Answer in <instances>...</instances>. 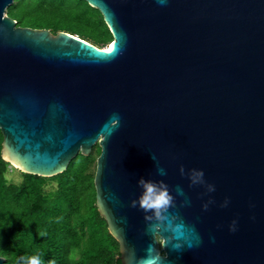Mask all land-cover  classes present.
Listing matches in <instances>:
<instances>
[{
	"label": "water",
	"instance_id": "obj_1",
	"mask_svg": "<svg viewBox=\"0 0 264 264\" xmlns=\"http://www.w3.org/2000/svg\"><path fill=\"white\" fill-rule=\"evenodd\" d=\"M86 1L112 32L105 51L19 26L0 0L4 159L48 177L100 145L96 203L123 264L149 248L162 264H264V0ZM141 177L167 184L191 247L149 229Z\"/></svg>",
	"mask_w": 264,
	"mask_h": 264
},
{
	"label": "trees",
	"instance_id": "obj_2",
	"mask_svg": "<svg viewBox=\"0 0 264 264\" xmlns=\"http://www.w3.org/2000/svg\"><path fill=\"white\" fill-rule=\"evenodd\" d=\"M7 14L19 26L67 31L103 48L113 40L101 11L86 0H13ZM0 128V255L5 264L39 250L44 264H123L120 243L96 203L94 177L101 153H80L54 176L23 172L7 178L11 163L2 155ZM52 182L56 185L48 188ZM38 233H44L40 236Z\"/></svg>",
	"mask_w": 264,
	"mask_h": 264
},
{
	"label": "clouds",
	"instance_id": "obj_3",
	"mask_svg": "<svg viewBox=\"0 0 264 264\" xmlns=\"http://www.w3.org/2000/svg\"><path fill=\"white\" fill-rule=\"evenodd\" d=\"M120 118L117 115L115 119L111 120V125L114 127L118 126ZM111 131V130H110ZM110 134V133H107ZM161 174H164L163 169H159ZM183 172V168L181 169ZM204 178L203 169H193L191 173V179L193 183L202 182ZM142 187V192L139 197V205L146 212L154 214L155 220L154 224L149 226V229L154 233L161 243L173 242L172 247L175 249H180L183 247L184 243L187 241L188 246H192V240L190 239L191 232L185 230V225L183 222L174 223V218H170L169 208L172 206L174 197L170 193L169 187L163 181L156 182L150 179H145L143 177L138 181ZM210 189L213 187L209 185ZM137 203L136 200L132 201L133 206ZM151 220L152 215L146 217ZM237 229V221H233L230 225V230L235 231ZM163 232L169 233L167 238L162 234ZM43 236L44 233H38ZM198 242V239H197ZM150 255L142 259L140 264H162L161 258L158 254H154V250L149 248ZM17 264H44L43 254L37 250L31 254H25L17 259ZM48 264H55L54 260H49Z\"/></svg>",
	"mask_w": 264,
	"mask_h": 264
},
{
	"label": "rangeland",
	"instance_id": "obj_4",
	"mask_svg": "<svg viewBox=\"0 0 264 264\" xmlns=\"http://www.w3.org/2000/svg\"><path fill=\"white\" fill-rule=\"evenodd\" d=\"M104 47H107L105 45ZM23 169L17 167L13 163L10 165L9 171L7 172V178L10 182H20L22 180V174H23ZM56 185V182H52L50 185H48V188H52Z\"/></svg>",
	"mask_w": 264,
	"mask_h": 264
},
{
	"label": "bare ground",
	"instance_id": "obj_5",
	"mask_svg": "<svg viewBox=\"0 0 264 264\" xmlns=\"http://www.w3.org/2000/svg\"><path fill=\"white\" fill-rule=\"evenodd\" d=\"M101 49H102V51H105V50H106V47H103V48H101ZM14 165H16L17 167H19V168L25 170V169H24L20 164H18L15 160H14Z\"/></svg>",
	"mask_w": 264,
	"mask_h": 264
},
{
	"label": "snow or ice",
	"instance_id": "obj_6",
	"mask_svg": "<svg viewBox=\"0 0 264 264\" xmlns=\"http://www.w3.org/2000/svg\"><path fill=\"white\" fill-rule=\"evenodd\" d=\"M108 51H111V49H108Z\"/></svg>",
	"mask_w": 264,
	"mask_h": 264
}]
</instances>
